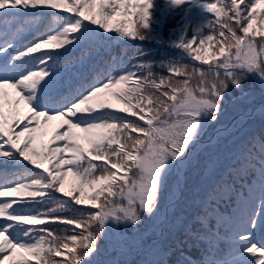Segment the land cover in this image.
<instances>
[{
  "label": "snow or ice",
  "instance_id": "obj_1",
  "mask_svg": "<svg viewBox=\"0 0 264 264\" xmlns=\"http://www.w3.org/2000/svg\"><path fill=\"white\" fill-rule=\"evenodd\" d=\"M0 198V264H264V0H0Z\"/></svg>",
  "mask_w": 264,
  "mask_h": 264
},
{
  "label": "rangeland",
  "instance_id": "obj_2",
  "mask_svg": "<svg viewBox=\"0 0 264 264\" xmlns=\"http://www.w3.org/2000/svg\"><path fill=\"white\" fill-rule=\"evenodd\" d=\"M158 56H159V57L161 56L160 58L162 59V58H164V53L161 52L160 55H158ZM158 56H155V55H154L152 58L159 59ZM71 183H72V178L70 177V178H69V184H71ZM58 195H62V194H59V193H58ZM25 198H27V197H25ZM1 199H3V198H1ZM79 206L89 207L88 205H79ZM66 215L70 216V212L66 213ZM63 227H64V226L61 225L58 229H57V228H54L53 230H54V231H60V230H63Z\"/></svg>",
  "mask_w": 264,
  "mask_h": 264
},
{
  "label": "trees",
  "instance_id": "obj_3",
  "mask_svg": "<svg viewBox=\"0 0 264 264\" xmlns=\"http://www.w3.org/2000/svg\"><path fill=\"white\" fill-rule=\"evenodd\" d=\"M160 57H161V56H160ZM160 57L158 56L159 59H161ZM65 199H68V198L65 197ZM77 207H83V206H79V205H78ZM73 214H74V213L70 212V216L73 215ZM62 231H63V230H60V232H62Z\"/></svg>",
  "mask_w": 264,
  "mask_h": 264
}]
</instances>
